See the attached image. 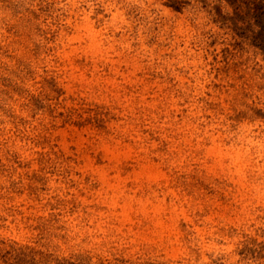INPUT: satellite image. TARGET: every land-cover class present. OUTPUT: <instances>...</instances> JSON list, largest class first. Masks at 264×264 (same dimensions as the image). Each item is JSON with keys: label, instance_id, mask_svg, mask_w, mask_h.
Listing matches in <instances>:
<instances>
[{"label": "rangeland", "instance_id": "rangeland-1", "mask_svg": "<svg viewBox=\"0 0 264 264\" xmlns=\"http://www.w3.org/2000/svg\"><path fill=\"white\" fill-rule=\"evenodd\" d=\"M0 264H264V0H0Z\"/></svg>", "mask_w": 264, "mask_h": 264}]
</instances>
